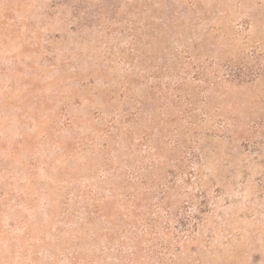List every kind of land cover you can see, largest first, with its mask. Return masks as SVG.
I'll use <instances>...</instances> for the list:
<instances>
[{"label":"rangeland","instance_id":"obj_1","mask_svg":"<svg viewBox=\"0 0 264 264\" xmlns=\"http://www.w3.org/2000/svg\"><path fill=\"white\" fill-rule=\"evenodd\" d=\"M0 264H264V0H0Z\"/></svg>","mask_w":264,"mask_h":264}]
</instances>
